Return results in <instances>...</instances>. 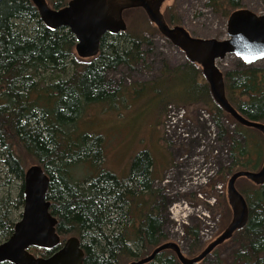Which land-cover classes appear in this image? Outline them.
Masks as SVG:
<instances>
[{"label": "trees", "instance_id": "1", "mask_svg": "<svg viewBox=\"0 0 264 264\" xmlns=\"http://www.w3.org/2000/svg\"><path fill=\"white\" fill-rule=\"evenodd\" d=\"M46 1L61 9L70 0ZM208 1L226 18L243 8L242 0ZM167 22L178 25L179 19L171 16ZM146 32L132 25L121 34H108L99 55L84 60L76 54L70 30L45 26L31 0L0 1V243L11 237L21 216L15 212L24 207L27 158L49 175L48 198L58 219L57 231L63 240L80 239L84 264H130L167 243L152 154L138 153L128 176L120 177L98 164L104 158L102 136L82 131L94 108L123 110L139 90L162 102L165 118L170 105L185 108L192 119L201 110L211 114L219 139H231L230 163L217 179L227 181L239 171L262 168L263 135L225 113L214 101L202 69L188 58L180 66L164 62L150 81H135L129 87L121 81L114 87L109 72L121 67L130 72L152 70L145 49L152 43ZM223 73L231 105L246 119L264 124V66L240 61ZM85 163L91 165L89 172L94 167L96 173L80 179L76 171ZM11 178L19 183L16 196ZM236 187L247 202L248 223L212 254L220 258L218 250L229 245L230 257L218 264H264V184L242 178ZM221 204L226 205L225 200ZM185 230L191 240L188 256L195 257L201 252L200 226ZM30 252L42 257L52 254L37 248ZM149 264L181 263L172 251H165Z\"/></svg>", "mask_w": 264, "mask_h": 264}, {"label": "rangeland", "instance_id": "2", "mask_svg": "<svg viewBox=\"0 0 264 264\" xmlns=\"http://www.w3.org/2000/svg\"><path fill=\"white\" fill-rule=\"evenodd\" d=\"M242 7L264 16V0H242ZM128 11L123 12V20L127 27L133 25L147 31L145 35L152 43L145 47L148 53L147 64L152 70L140 68L136 72H130L127 68L121 67L117 71L109 72L107 76L115 88L121 81H123L122 85L127 87L133 85L135 81H150L160 73L164 62L172 66H180L186 62L187 58L184 51L161 35L156 26L149 21L143 9L135 8ZM161 13L166 21L171 16L179 19L178 25L188 30L195 38L218 40L228 38L227 22L229 18L215 12L209 6L208 0H167L161 8ZM174 25L177 24H172V26ZM239 62L240 60L235 56H228L224 61H219L218 66L224 71L237 67ZM255 65L264 66V60ZM161 106L160 100H156L146 91L139 90V93L134 95L132 101H129L123 110L115 112L113 109L94 108L91 116H88L82 125V131L102 136L104 158L98 164L104 169L119 174L120 177L129 174V166L135 155L147 151L152 154V157L155 158L154 168L161 169L163 172L162 180L155 182L154 186L161 191L163 197L161 216L165 232L168 235L167 242L179 244L188 256L191 240L186 236V227L200 226L199 244L202 251L222 234L232 219L227 193L229 179L227 181L222 178L216 179L211 187L202 190L185 186L186 180L191 175V169L198 166L196 157H199V160L204 158L207 163L215 164L219 176L222 168L227 167L230 163L231 139L220 140L217 145L207 141L204 154L202 152L201 155H198L197 150L202 145L199 140L180 141L177 144L173 142L172 136L165 134L166 118L165 113L162 114L160 111ZM197 114L195 112L192 115L193 119L198 116ZM194 120L192 129L204 131L205 127L196 119ZM229 130L230 132L234 131L233 125ZM161 133L164 135V140L160 139ZM232 137L239 139V136L236 135ZM203 140L205 139L202 138ZM216 150H220L222 154L216 156L214 160L211 156ZM188 155L190 158L182 162L181 159ZM33 165L38 164L27 158L26 170ZM87 165L91 166L89 163H85L76 171L78 178L83 179L89 173L95 175L94 167L89 172L90 167L88 168ZM216 183L224 185L225 193L223 195L216 192L214 188ZM11 184H13V195L16 196L19 183L11 178ZM199 192L203 193L204 199L198 197ZM214 197L217 202L214 205L209 204ZM223 200L226 205L221 204ZM22 212L23 209L15 214L22 215ZM172 212L181 220L189 213L188 225L178 227L177 222L172 219ZM20 219L21 216L17 222ZM68 238L70 236L66 239ZM218 253L220 258L214 253L203 264H218V260H228L232 253V247L225 245L218 250ZM36 255L41 256L40 254Z\"/></svg>", "mask_w": 264, "mask_h": 264}, {"label": "water", "instance_id": "3", "mask_svg": "<svg viewBox=\"0 0 264 264\" xmlns=\"http://www.w3.org/2000/svg\"><path fill=\"white\" fill-rule=\"evenodd\" d=\"M31 1L45 26L53 30H70L76 41V54L84 60L99 55L103 37L127 31L123 12L143 9L161 35L177 45L202 69L214 101L225 113L240 125L258 130L264 137V124L246 119L228 101L224 73L218 66V61H224L228 56H235L247 65L264 60L263 15L238 9L228 19L227 39H200L180 25L168 24L161 13L167 0H70L61 9L53 8L46 0ZM242 178L263 185L264 163L258 171H239L229 179L227 193L232 219L222 234L197 256L188 257L179 244L167 242L155 248L149 256L130 264H149L165 251H172L181 264L202 263L248 223L249 208L236 187ZM50 183V177L41 165H33L25 171L23 212L11 237L0 243V264H84L85 252L80 239L73 236L63 240L57 231L58 219L51 213L48 198ZM31 248L52 251V254L36 256L30 252Z\"/></svg>", "mask_w": 264, "mask_h": 264}, {"label": "built area", "instance_id": "4", "mask_svg": "<svg viewBox=\"0 0 264 264\" xmlns=\"http://www.w3.org/2000/svg\"><path fill=\"white\" fill-rule=\"evenodd\" d=\"M198 122L205 127L204 131L197 129L193 130L192 127L194 126L193 119L189 116L187 110L185 108H178L174 105L168 106L167 115H166V129L165 134L168 136H172L173 142H176L177 144L180 141H192V140H199L201 142V146L197 150V154L201 155V153L205 151V145L207 144V141L211 144H218L220 142L219 139V131L214 123L211 114L206 110H201L198 112ZM226 125L229 126V122H225ZM231 127V126H230ZM234 127V126H233ZM202 138L205 139L202 141ZM172 143V142H171ZM222 152L220 150H216L212 154V158L215 160L216 156H220ZM190 158V156H185L181 159V161H187ZM194 160V158H192ZM196 160H198V166L193 167L191 169V175L186 180L185 186H191L195 189H206L208 187L212 186V183L216 181L218 177L217 168L215 167V164L208 162L202 158L199 160V157H196ZM210 163V164H209ZM214 188L216 189V192L219 195H223L225 193L224 191V185L216 183L214 185ZM198 197L200 199H204L203 193L199 192ZM217 202V199L214 197L209 204L214 205ZM190 212V211H188ZM190 214L187 213L186 216L181 220V218H177L175 213L172 212V219L175 220L178 224V227L182 225H188V216ZM185 228V227H184ZM178 230V229H177Z\"/></svg>", "mask_w": 264, "mask_h": 264}, {"label": "crops", "instance_id": "5", "mask_svg": "<svg viewBox=\"0 0 264 264\" xmlns=\"http://www.w3.org/2000/svg\"><path fill=\"white\" fill-rule=\"evenodd\" d=\"M131 100H132V99H131ZM163 138H164V135H163V133H161L160 139H161V140H164ZM137 155H138V154H137ZM135 156H136V155H135ZM135 156L132 158L129 168L131 167V164H132V162H133ZM172 156H173V154H172ZM153 160H154V165H155V158H153ZM114 173H115V172H114ZM162 173H163V172H162L161 169H158V170L154 169V175H155V178H156V182H160V181L162 180V178H163V177H162V175H163ZM115 174H117V173H115ZM117 175L119 176V174H117ZM127 176H128V175H127ZM127 176H124V178L127 177Z\"/></svg>", "mask_w": 264, "mask_h": 264}]
</instances>
